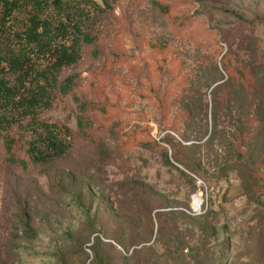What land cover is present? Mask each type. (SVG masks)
Returning <instances> with one entry per match:
<instances>
[{
	"label": "rangeland",
	"instance_id": "obj_1",
	"mask_svg": "<svg viewBox=\"0 0 264 264\" xmlns=\"http://www.w3.org/2000/svg\"><path fill=\"white\" fill-rule=\"evenodd\" d=\"M97 49L70 155L0 156V264H264V0H119Z\"/></svg>",
	"mask_w": 264,
	"mask_h": 264
},
{
	"label": "trees",
	"instance_id": "obj_2",
	"mask_svg": "<svg viewBox=\"0 0 264 264\" xmlns=\"http://www.w3.org/2000/svg\"><path fill=\"white\" fill-rule=\"evenodd\" d=\"M100 2L0 0V156L7 165L51 166L74 149L71 130L44 116L70 96L87 114L88 105L75 95L77 77L66 73L88 50L97 57L98 44L107 39V22L119 0ZM231 72L248 88L246 68ZM78 124L90 129L83 116Z\"/></svg>",
	"mask_w": 264,
	"mask_h": 264
}]
</instances>
